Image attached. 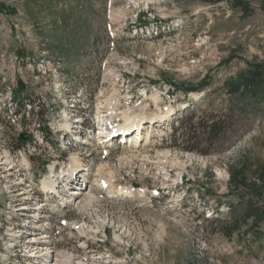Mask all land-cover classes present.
<instances>
[{
  "label": "rangeland",
  "instance_id": "1",
  "mask_svg": "<svg viewBox=\"0 0 264 264\" xmlns=\"http://www.w3.org/2000/svg\"><path fill=\"white\" fill-rule=\"evenodd\" d=\"M0 3V264H264V218L231 236L217 221L264 206V100L227 117L223 83L264 64V0ZM187 111L223 115L226 134L174 145ZM158 112L108 157L89 128ZM78 116L76 139L60 132ZM72 167L84 171L60 198L38 193Z\"/></svg>",
  "mask_w": 264,
  "mask_h": 264
},
{
  "label": "trees",
  "instance_id": "2",
  "mask_svg": "<svg viewBox=\"0 0 264 264\" xmlns=\"http://www.w3.org/2000/svg\"><path fill=\"white\" fill-rule=\"evenodd\" d=\"M4 5L0 3V11L4 10ZM224 87L230 94H237L236 104H231L227 109L225 116L236 117L241 116L243 112L252 111L250 108V98L254 102H260L262 99L259 94H264V64L257 65L254 69H247L242 73H239L237 77H229L224 82ZM185 90V89H184ZM198 91L199 88L186 89L185 91ZM23 92H20V96ZM19 95L13 96L14 102L19 105L16 114H22L26 117V106L22 101H19ZM19 101V103H17ZM32 103V102H29ZM28 103V104H29ZM250 108V109H249ZM23 112V113H22ZM223 115H205L204 118H199L193 111H187L181 117V125L174 132V144H183V149L191 152L201 150L203 143L206 142L210 147L214 144V141L221 138L226 134V126L223 125ZM177 133L179 135L177 136ZM207 154L208 151H202ZM247 187V186H246ZM252 191H258L259 194L264 196V187H253ZM244 200V199H241ZM242 208L236 209L235 206L230 208L229 214L225 219L217 220L221 223L220 231L226 236H231L236 230H238L244 222L250 218L262 220L264 218V206L263 208L257 204L248 203L247 201H240ZM244 205V206H243ZM216 220H214L215 222Z\"/></svg>",
  "mask_w": 264,
  "mask_h": 264
},
{
  "label": "bare ground",
  "instance_id": "3",
  "mask_svg": "<svg viewBox=\"0 0 264 264\" xmlns=\"http://www.w3.org/2000/svg\"><path fill=\"white\" fill-rule=\"evenodd\" d=\"M202 95H203V93H201V92H196V93H192L191 94V96L195 100L196 99L197 100L200 99ZM181 105H186L188 107V104L187 103H183ZM100 107H102V106L100 105ZM168 116H169V114L166 115L165 113H159V112L158 113L149 114L148 116L147 115L132 116L130 118L125 119V121L123 122V124L118 125L117 126V130L118 129H124L126 133L133 132V131L134 132L135 131H139L140 129L146 127V123L147 122H150V123L162 122L163 119L164 120H167ZM97 121L100 124L103 120L100 117L99 120L96 119V122ZM68 131H70V129H68ZM104 131H105V128H100V130H99V132L97 134L100 136L102 133H104ZM138 133H137V135H138ZM100 142H105V141L104 140H101ZM80 167L78 169H76L77 168V166H76V168H75L76 170H79V173L82 172V171H84V170H80ZM75 169L73 168L72 171L75 170ZM72 171L70 172V174H68V176H69L68 177V180L71 178ZM55 182H56L55 180L51 179L47 184L44 183L43 186L41 187V188H43V192L51 193L54 190V188H55ZM55 191L57 192L58 190H55ZM121 191H122L121 193L124 194L126 197H133L136 194H138L137 196H139V195L141 196V195H143L145 193V190H143V189H140V190H137V191L132 190V189H122ZM69 193H71V191ZM65 203H67V202H65Z\"/></svg>",
  "mask_w": 264,
  "mask_h": 264
},
{
  "label": "water",
  "instance_id": "4",
  "mask_svg": "<svg viewBox=\"0 0 264 264\" xmlns=\"http://www.w3.org/2000/svg\"><path fill=\"white\" fill-rule=\"evenodd\" d=\"M27 138H28V135H26V134H22L20 137V139H22V140H26Z\"/></svg>",
  "mask_w": 264,
  "mask_h": 264
}]
</instances>
